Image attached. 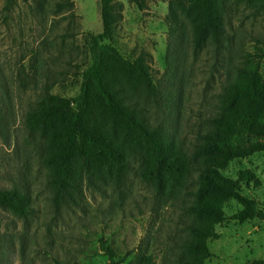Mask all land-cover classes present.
<instances>
[{
  "label": "rangeland",
  "instance_id": "obj_1",
  "mask_svg": "<svg viewBox=\"0 0 264 264\" xmlns=\"http://www.w3.org/2000/svg\"><path fill=\"white\" fill-rule=\"evenodd\" d=\"M71 2L60 9L58 5ZM121 5L114 36L105 40L127 60L150 55L156 94L131 104L148 123L163 132L168 145L192 156L198 134L210 129L219 99L233 67L245 53H256L264 38V12L242 0H213L222 38L194 56L191 21L178 9L188 0H116ZM171 4L186 25L179 70L167 83V50ZM100 0H0V188L29 196L33 214L18 217L0 207V264H109L100 245L107 243L123 264H178L192 218L186 207L196 196L198 170L177 197L144 182L140 155L128 156L121 186L84 182L73 201L56 208L50 173L44 164L46 140L27 127V117L46 90L73 99L90 66V35L102 32ZM264 80V59L260 61ZM264 123V120H263ZM242 138H234V144ZM197 167V166H195ZM249 171L258 184L241 183V193L264 212V153L231 162L222 171L237 180ZM227 220L208 241L205 264H251L264 260V220L243 223L235 201L216 199ZM147 257L150 262H145Z\"/></svg>",
  "mask_w": 264,
  "mask_h": 264
},
{
  "label": "trees",
  "instance_id": "obj_2",
  "mask_svg": "<svg viewBox=\"0 0 264 264\" xmlns=\"http://www.w3.org/2000/svg\"><path fill=\"white\" fill-rule=\"evenodd\" d=\"M188 2V8L180 5L178 9L191 21L189 42L196 56L209 42L222 38V27L213 0ZM242 2L257 13L264 12V0ZM71 5L67 1L58 6L66 9ZM120 11L116 0H100L103 29L90 35L91 64L82 74L79 95L67 99L46 90L40 95L37 108L29 113L27 127L47 142L49 152L44 164L50 173L56 208L73 201L84 182L104 180L121 186L129 170L130 155L141 156L142 180L171 198L188 190L186 183L196 168L199 185L191 193L196 198L186 207L192 222L177 263L205 264L212 256L208 241L219 238L216 227L227 220L216 199L233 200L242 207L234 220H264L258 204L241 193V183L259 185L258 179L249 171L240 173L237 180L222 174L234 160L264 153V80L259 65L264 59V38L259 40L258 52L245 53L240 64L233 67L221 92L218 111L210 119V129L198 134L196 149L190 156L168 145L163 132L151 126L131 105L136 97L155 95L156 87L150 55L142 54L131 61L104 44L114 36ZM168 21L166 77L172 87L186 35V25L180 22L174 4ZM234 138L243 141L234 144ZM0 207L18 217L33 214L29 196L15 189L0 188ZM100 248L109 264H123L104 240ZM142 259L150 262L147 257ZM251 264H264V260Z\"/></svg>",
  "mask_w": 264,
  "mask_h": 264
}]
</instances>
